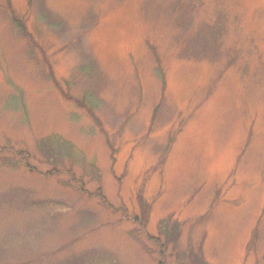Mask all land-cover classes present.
<instances>
[{"label":"rangeland","instance_id":"rangeland-1","mask_svg":"<svg viewBox=\"0 0 264 264\" xmlns=\"http://www.w3.org/2000/svg\"><path fill=\"white\" fill-rule=\"evenodd\" d=\"M0 264H264V0H0Z\"/></svg>","mask_w":264,"mask_h":264}]
</instances>
